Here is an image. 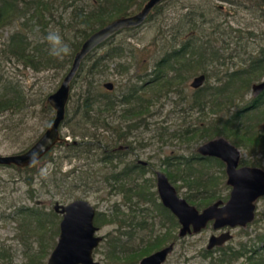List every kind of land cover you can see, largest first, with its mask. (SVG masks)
<instances>
[{
  "label": "rangeland",
  "instance_id": "1",
  "mask_svg": "<svg viewBox=\"0 0 264 264\" xmlns=\"http://www.w3.org/2000/svg\"><path fill=\"white\" fill-rule=\"evenodd\" d=\"M80 1L73 0L72 4L79 5ZM138 1L145 3L148 0ZM59 2V0H51L50 3L54 4L52 12L55 21H51L46 28L38 23V18L32 17V11H26L25 16L16 18L10 25L7 24L0 28V92L12 88L9 90L12 93L15 89H19L24 96V105L20 112L0 114V155H13L29 148L54 118V111L51 113L45 104L47 97L60 86L66 74L65 69L53 67L41 69L40 67L39 70H35L27 67L24 61L12 56L10 51L17 52L13 48L21 43L18 55L27 53V49L35 53L34 50L38 47L50 55L51 46L46 37L49 31L57 29L65 43L69 46L74 43L78 39V30L82 27L69 22L71 8L69 11L67 6L66 8L59 7ZM83 2L80 5L87 10L96 9V2L93 0H84ZM200 14L204 15L202 19L198 17ZM189 16L196 19L198 28L186 24ZM58 20L64 26H60L57 23ZM180 21L184 25L183 28L179 24ZM213 33H216V48L219 50L217 62L210 66L202 64V68L199 66L189 72H176L168 69L171 72L165 79H169L171 82L162 81L155 85L149 83L151 75L156 72L155 64L166 51H173L174 47L179 48L181 43L188 40H191L193 44H199L197 40L202 42ZM17 34L20 38L22 37L21 40L25 39L27 42L24 43L20 39L11 42L12 36ZM223 46L227 49L225 50ZM111 47L121 50L122 56L114 58L112 62H104L99 76L94 78H91L86 72V68L92 62H86L83 73L72 83L71 97L67 104L69 113L60 127V135L67 142H71L73 133L76 132L75 140L78 141L79 134H82L83 130L87 131L82 124H78L80 113L74 112L78 104L82 107L88 90L94 96L97 92H101L102 95L110 93L119 102L123 93L128 92L132 86H142L139 94L145 97L144 106L147 105V107L142 109L140 114L138 113L139 118L129 115L123 118L124 112L120 116L122 108L126 106L117 103V113L109 111L103 114L111 126L110 130L104 133L102 130L96 132L93 127L90 128V124H87L91 134H104L107 145H112L111 149L116 146L111 142L115 135L114 131L119 127L123 128L126 133L127 145L133 146L134 149H131L129 154L121 156L123 161L113 168L117 165V160L113 159L112 163H101L98 157L100 156L99 150L95 153L91 152L89 155L84 153L71 157L70 160L69 155L66 157L67 152L56 145L52 150L55 164L43 160L39 162L34 171V173L38 172L35 175V184L32 188L35 190L34 197L31 196V189L24 181L26 177L24 171L19 172L12 167L0 166V248L7 256L6 261L2 264H27L29 258H32L31 256H40L43 250H47L48 247L41 246L47 242L52 244L57 241L58 225L61 220V216L53 212V205L55 203L67 205L75 200H84L92 205L96 210L95 219L97 214H101L100 219H102L104 216L114 215L117 211L120 213L119 215L146 217L148 228L137 230L135 237L131 239L126 234H121L127 230L126 227L118 229L114 224L101 225L99 221H95V226L99 228L98 235L105 239L94 250V260L99 264H136L138 260H134L128 253L136 250L158 234L159 227L166 218L159 217L156 213L153 205L155 203L156 207L157 202L139 204L138 199L134 197L132 202L138 203V205H133L125 200L127 195L110 187V185L117 187L118 183H106L104 177L110 178L112 173L120 171L126 163L144 161L149 163L150 169L145 172L143 179L138 180L139 189L145 187L147 179L151 180L155 187L156 177L152 170L162 172L167 177L183 170L182 166L166 167L162 164L165 157L174 155L185 158L192 157L197 154L196 149L200 145L217 138L206 140L196 134L216 115H220L223 120H226L235 111L254 106L251 111H247L239 118L240 128H236L235 123L234 128L227 125L226 128L221 129L219 126L214 132L222 134L221 138L240 151L241 160L253 163L255 167L264 170L262 148L254 149L252 146L255 145L247 140L249 137L245 138L244 136V126L247 122L255 125L260 131L264 130V105H260L264 102L263 92L257 102H252V86L262 82L264 71L254 73L246 80L239 81L238 84H235L238 79L233 78L229 81V85L233 88L230 89L231 86H229L227 91L225 87V83H228L227 75L229 73L245 68L249 59L258 58L264 52L263 5L252 0H166L161 10L154 13L145 24L116 35L108 45L93 53L92 60L101 57ZM24 50L26 51L24 52ZM262 50L263 52H261ZM63 58L59 59L62 61ZM202 69L208 73V78L202 88L205 90L204 98L208 99L209 103L204 109L195 108L198 106L191 108L187 100H193L196 95L190 88V83L193 78L203 73ZM177 75L182 77V80H178ZM138 76L141 78L140 81L137 79ZM89 82L91 87H89ZM105 84H112V89L104 88ZM220 88L223 92L212 95L216 89ZM201 94L197 97H200ZM131 112H138V109L132 108L126 111L130 114ZM80 129L83 130L80 131ZM185 130H190L185 135V139L177 140L179 132ZM190 165L192 169V177L189 180L190 187L186 184V177L184 179L177 178L178 181L172 182L180 197L188 198L187 202L199 211L216 200L227 198L229 189L225 184V174L222 173L223 166L215 162L209 164L197 160L192 161ZM53 166L60 167V170L53 174ZM70 170H72L71 174H69ZM137 175L138 172L134 171L123 183L127 187H134L132 180ZM185 175L186 171L182 177ZM53 178H56L58 182L57 187V182ZM197 180L200 185H196ZM256 206V220L250 226L230 231L233 238L224 245L225 249L230 247L233 248V252H238L240 248H243L247 252L239 260H232L231 264H244V258L251 255L254 260H259L260 256L264 257V199L258 201ZM26 208L36 210L43 215L42 224L45 225V233L38 232L39 227L36 221H32V224L29 225L32 229L31 233L23 227L26 215L21 212ZM141 208L144 210L142 211ZM169 223L171 225L167 229L171 231V240L175 241L179 227L173 220H170ZM54 229L56 232L58 230L57 234H54ZM213 234L217 235L219 232H214L211 225H208L198 234L187 236L180 241L177 239L174 251L165 264H211V258L214 262L221 255V252L213 250L210 252V256L203 258L207 242ZM111 241H117L118 251L124 253L122 256H118L122 259L116 263H112L106 258L109 251L108 244ZM162 245L165 244L162 243ZM51 251L52 249L48 250V253ZM48 256L49 254L46 258L42 257V264L47 263ZM214 264L220 263L214 262Z\"/></svg>",
  "mask_w": 264,
  "mask_h": 264
},
{
  "label": "trees",
  "instance_id": "2",
  "mask_svg": "<svg viewBox=\"0 0 264 264\" xmlns=\"http://www.w3.org/2000/svg\"><path fill=\"white\" fill-rule=\"evenodd\" d=\"M59 1H60L59 7L64 6L63 0H59ZM83 1L84 0H81L79 2V5L72 4L69 22L73 23L76 26L82 27V29L78 30V35H77L78 39H76V41L70 45V49H71L70 54L64 56L62 61L59 58H56L52 55H49L48 52H44V51L40 50L39 47L34 50L35 53H32L27 49V51L24 50V52L25 51L27 52V53H25L26 55L23 53L18 55L17 52H19L18 49L20 48L21 43L19 45L15 46L16 48H13L17 52L10 51V54L12 56H15L17 59L24 61L25 65L27 67L32 68V69L39 70L40 67H41V69L47 68V67H53V68H58L61 70L65 69L66 74H67V72L69 71V69L71 67L74 55L79 51L82 43L91 34L96 32L97 30L103 28L105 25H107L108 23L112 22L115 19L122 18V17H128V16L136 14L137 12H139L142 9L144 4L146 3V2L144 3V1H141L139 3L138 0H93L94 2H96V6H95L96 9L95 10H87L86 8H84L83 6L80 5V3ZM252 1H255V2L264 6V3L259 1V0H252ZM50 2H51V0H50ZM50 2H49V0H0V28L2 26H7V24L10 25L14 19H16V18L19 19V18L25 16L24 13L26 11H32V10L35 11V12L34 11L32 12V14H31L32 17L38 18V23L40 25H42L43 28H46L51 21H55L54 17H53V12H52L53 8H54L53 7L54 4H52ZM163 3L156 6L152 10V12L149 14L147 20L150 19L154 13L161 10ZM19 6L21 8L18 9L17 7H19ZM198 17H200L202 19L204 17V15L200 14ZM147 20L143 24H145L147 22ZM57 23L60 26H64V24H61L59 22V20L57 21ZM179 24L182 28L184 27V25H182L181 21ZM186 24L187 25L189 24L191 26L198 28V23L193 16L187 17ZM72 27H74V26L72 25ZM134 29H136V28L124 29L122 31H130V30H134ZM122 31L118 32L116 35H118ZM215 35H216V33H213L211 36H207L206 39L202 42L200 40H197V42L199 44H197V43L193 44V42L191 40H188V41L181 43V46L179 48L174 47L173 51H166L164 53V56L155 64L156 66H155L154 70L156 72H154L151 75L152 77L149 80V83H153L155 85V84H158L159 82H162V81L171 82V80H169V79L167 80L165 78H167V75L173 70L176 72H185V71L189 72V71H192L193 68H196V67L198 68L199 66L201 67L202 64H204L205 66H210V65L214 64L215 62H217L219 59V57H218V51L219 50L216 48L217 38ZM17 36H18V34L12 36L11 42L18 41L16 39H20V41H22L24 43L27 42L25 39L21 40L22 37L20 38L19 36L18 37ZM115 36L111 37L106 42L99 45L90 54H88L86 56V58L82 61L81 65H80V68H79V70L75 76V79L83 73V69L86 68L85 67L86 62H92L86 68V72L89 76H91V78H94L96 76H99L100 72L102 71V67H103L104 62H106V61L112 62L114 58H119L122 56L123 52L121 50H116V48L111 47V48H108V50H106L101 57H99L98 59L92 60L93 53H95L96 50L101 49L105 45H108V43ZM35 47H37V46H35ZM223 47L225 50L227 49V47H225V46H223ZM261 52H263V50ZM191 61L194 63H192ZM248 62L249 63L247 64V66L245 68H240V69L235 70L232 73H229L227 75L229 78L228 83H225L226 84L225 87H226L227 91H228L229 86H231V85H229V83H230L229 81L231 79H233V78L238 79L237 82L235 83V84H238L239 81H242L244 79L246 80L247 78H249L250 75H254V73L264 71V52L261 53L258 58L249 59ZM168 69H170L171 71ZM202 70H203L202 75H205V77L208 78L207 71H205L204 69H202ZM179 75H177L176 78L178 80H182V77H180ZM75 79L73 80V82L75 81ZM137 79L140 81L141 80L140 76H138ZM185 81H186V78H185L184 82ZM72 83H71V85H72ZM145 85L146 84L144 83V86ZM89 87H91L90 82H89ZM141 88H142V86H139V87H137V86L133 87L132 86L128 92L123 93V97L121 98V100H119V102H117L116 99L110 93H104V95H102L101 92H97L94 96L93 93H91L88 90L86 92V97L83 100L82 107H80L78 104V106H77V108H75L76 110L74 112V113H80V116H79L80 122H78V124H82L86 128L87 131L80 129V131L83 130V132H82V134L81 133L79 134L80 139L78 141L75 140V137L77 136L76 132L73 133V139L71 142H66L64 140V138L61 136V139L63 140V142L57 144L59 146H56V147H59V148L62 147L63 150H65V152H67L66 157L69 155L68 157L70 160H71V157L80 156L84 153H87V155H89L91 152L95 153L97 150H99V152H100V156H98L99 161L104 164V163H112L111 161L113 159H115V160H117L116 161L117 165L114 166L113 168H116L123 161V159H121V156L127 155V152L116 150L115 152L111 153L109 151V149H111V146H102V145L107 144L106 137L104 136L103 133L105 131L110 130V127H111L110 124L107 122V117L103 116V114H104V112H109V111L117 113L116 105H117V103H121L122 106H126V107L122 108V110H121L122 112H121L120 116L124 112L125 115L123 116V118H125L128 115L131 117L134 116V117L139 118L138 115L140 114V111L147 107V105L144 106L145 101H146L145 97L140 96V94H139L140 93L139 90H141ZM232 88L233 87L231 86L230 89H232ZM10 89H12V88H10ZM10 89H6L3 92H0V114H3L5 112H9V113L20 112L23 105H24V96L22 95V91H20L19 89H15L12 93H10L9 92ZM192 90H194L196 96H194L193 100H191V101L187 100L190 107L194 108L195 106H198L195 108L204 109L209 103V100L208 99L206 100L204 98L205 97L204 96V91H205L204 88L201 87L199 89H192ZM220 92H223L222 88H220L219 90L216 89L215 92L212 93V95L218 94ZM199 94H201L200 97H197ZM260 95H259V97L253 98L252 102H254V103L257 102L260 99ZM223 96L225 97L224 94H223ZM70 97L71 96H69V99H70ZM68 102H69V100H68ZM45 105L47 106L46 108H48V110L51 113H53L54 110L49 106V104L46 103ZM260 105H264V102H263V104H260ZM253 107L254 106H252L251 108H249V107L241 108L240 110L235 111V113L231 114L226 120H223L222 116L216 115L213 119L210 120L211 122L209 121L210 122L209 124H207L206 126H203L201 129H199L196 132V134L201 139H206V140H209L213 137L220 138L222 136V134L215 133L214 131L216 128H218L219 126H221V129L224 127L226 128L227 125H229L230 128H234L235 123H236V128H240L239 118L243 116L242 114L247 113V111H251L253 109ZM132 108L138 109V112H131V114L126 113L127 110H130ZM68 113H69L68 106H66L65 119H67ZM218 114H220V113H218ZM212 123H214V124L212 125ZM78 124L76 123V125H78ZM87 124H90L91 125L90 128L93 127L96 130V132L98 130H102L103 133L91 134V132H89L90 129L87 127ZM80 128H81V126H80ZM129 130L130 129L128 127V131ZM232 130H234V129H232ZM244 130H245V132H244L245 138L249 137V138H247V140L252 145H255L252 147L254 149H256L257 147H261L263 152H264V130H262V131L258 130L257 127H255V125H251L250 122H247L245 124ZM189 131L190 130H185L184 132H179V134L177 135L178 136L177 140L185 139V135L187 133H189ZM114 133H115V135L111 141L113 144H115V145H117L118 143L127 144L126 133H124L123 128H121V127L117 128L114 131ZM116 147L118 148L119 146H115V148ZM128 147L130 148V150L134 149L133 146H128ZM52 150L50 152H48L39 162H41L43 160H47L49 163L55 164L54 158L52 157ZM105 150H108V151H105ZM194 160H197L198 162L209 163V164L212 162H215V163L219 164L220 166H223V164L219 160L206 158V157L204 158L199 154H195L194 156L189 157V158L178 157L175 155L174 156H167L164 158V161L162 164H164L168 168L169 167L173 168L172 165H174V167L182 166V168H183V170L178 171L175 175L168 176V179L171 182V184H172V182L175 183L176 181H178L177 178L184 179L186 177L187 178L186 179L187 186L188 187L191 186L190 185L191 182L189 181L190 177H192V175H191L192 169H191L190 163ZM39 162L36 164H32L30 166L24 167V168H17L14 166H5V167L15 168L19 172L24 171L26 173V177L24 178V181L27 184V186L31 189L30 194L32 197H34V193H35V190L32 189L33 185L35 184V175L38 174V172L34 173V171L36 170V167L38 166ZM249 164H250V166H255L253 163L249 162ZM57 170H60V167L53 166V174L56 173ZM134 171L138 172V175L132 180V182H134V185H133L134 187H132V186L127 187L123 182H126V180L129 179V177L131 176L132 173H134ZM185 171H186V175L184 177H182V175L185 174ZM145 172H146V168L136 164V162L135 163H129V164L126 163L120 171L112 173L109 176L110 178H107L105 176L104 180L106 183H109V184H111V182L118 183L117 187L111 186V185H110V187L113 188L114 190H118L123 195H127L125 200L129 201L133 205H138V203H142V202L149 201V200H150V202L153 201V203H154L157 201L156 200L157 194H156V191L153 190L154 186L152 185L151 180L150 181L148 179L145 180V182H146L145 187H142L143 189H139L140 184H138V180L142 179V177L145 176ZM71 173H72V170H70L69 174H71ZM169 173L171 174V171H169ZM222 173L224 175V171H222ZM66 177H67V175H66ZM53 179H54V181L57 182L56 178H53ZM196 185H200L198 180H197ZM57 186H58V182L56 184V187ZM134 197H136L138 199L137 204L132 202V199ZM186 200L189 201L188 198ZM154 205H155V203H154ZM156 209L158 211L157 214L166 216V218L168 217L175 222V218L160 203H157ZM21 213L26 215V220H24L25 224H23L24 225L23 227L26 230H28L31 233L32 229L30 228L29 225L32 224V221H36V223L38 224V227H39L38 232L39 233H41V232L45 233V231H44L45 225L42 224V218H43L42 214H40L38 211L32 210L30 208L24 209V211H22ZM119 214L120 213L117 211L114 215L107 216L105 218H102L101 220H99L100 215H98L97 221H99V223H103L105 225L106 224H114L117 226L118 229H120L123 226L126 227L127 230L121 234H126V236L130 239L135 237L137 230H144V229L148 228V225L146 222V220H147L146 217L145 218H138L137 216H133V215L128 216V215H123V214L119 215ZM58 230H57V232H58ZM131 231H134V232H131ZM57 232L54 229V234H57ZM170 235H171V231L168 232V234L165 236L164 235L158 236L157 237L158 239L157 238L150 239L149 241H147L145 243V245L143 247L138 249V251H136L134 253L131 251L130 253H128V255H132V258L134 260H137L138 258H142V257L150 254L153 250H155L158 247V245H162V243L165 244L166 238L170 237ZM117 241H111L108 244L109 251L107 252L106 258H108L112 263H116L117 261H121L122 258L118 257V256H122L124 254V253H121L118 251L119 247H118ZM55 244H56V242L54 241V242H52V244H49V242H47L44 246H41L43 248H47V247L48 248H47V250L46 249L43 250V252L40 256H31L32 258H29V261L27 264H42V261H41L42 257L46 258L47 255L49 254L48 250L53 249ZM116 253H118L119 255ZM204 253L205 254H204L203 258H206L210 254V252H207V251H204ZM246 253L247 252L243 248H240L239 252H227V251L223 252L222 251L220 258L216 259L217 262H215V261L214 262L220 263V264H223V263L230 264L232 262V260H236L240 256L246 255ZM125 254H127V253H125ZM125 256L127 257V255H125ZM6 259H7V256H5V254L3 253V250L0 248V264H2V262L6 261ZM212 261H213V259L211 258L210 263L214 264V262H212ZM244 264H264V257L260 256L259 260H254L253 257L249 256L247 258V261H245Z\"/></svg>",
  "mask_w": 264,
  "mask_h": 264
},
{
  "label": "water",
  "instance_id": "3",
  "mask_svg": "<svg viewBox=\"0 0 264 264\" xmlns=\"http://www.w3.org/2000/svg\"><path fill=\"white\" fill-rule=\"evenodd\" d=\"M165 0H148L142 9L134 15L113 20L103 28L91 34L74 55L71 67L63 78L58 89L47 97V104L54 110V118L42 135L27 150L3 156L0 155V166L24 168L38 163L57 144L63 142L60 127L65 119V109L70 96L71 83L80 68L82 61L95 48L124 29L138 28L147 20L152 10ZM264 3V0H259ZM205 75L192 79L190 87L199 89L205 83ZM112 84L104 88L112 89ZM264 92V78L261 83L252 86L254 98ZM66 141V140H65ZM67 142V141H66ZM120 147L117 150H122ZM197 154L206 158H215L225 165L226 184L232 188L229 200L213 203L199 212L194 206L180 198L174 186L162 172L156 173V190L164 208L168 209L178 220L181 229L180 237L197 234L214 221L213 228L236 226L245 227L254 219L255 201L264 197V170L257 167H238L240 151L224 138L210 140L196 149ZM53 211L62 216L59 223V236L51 251L47 264H99L92 256L93 250L100 244L101 237L95 236V209L87 201L75 200L67 205L55 203ZM230 239L229 234L211 237L207 249L220 246ZM169 246L146 258L140 264H162L171 253Z\"/></svg>",
  "mask_w": 264,
  "mask_h": 264
},
{
  "label": "flooded vegetation",
  "instance_id": "4",
  "mask_svg": "<svg viewBox=\"0 0 264 264\" xmlns=\"http://www.w3.org/2000/svg\"><path fill=\"white\" fill-rule=\"evenodd\" d=\"M72 2H73V0H71V1H68V0H63V5L64 6H62V7H64V8H66V6L68 7V10L70 11V8L72 7ZM34 10H32V12H33ZM35 12V11H34ZM69 15H70V12H69ZM264 78V77H263ZM262 94H264V92L262 93ZM253 97V96H252ZM258 97V96H257ZM254 98V97H253ZM102 146H112V145H107V144H105V145H102ZM116 146H119L118 148H120V147H122L123 149L122 150H117L118 148L116 147V148H113V149H109V151L111 152V153H113V152H115L116 150L117 151H126L127 152V154H129L130 153V148L128 147V145L127 144H122V143H118ZM130 146V145H129ZM105 151H108V150H105ZM205 158V157H204ZM240 158H241V154H240ZM211 159H215V158H211ZM218 160V159H217ZM220 161V160H219ZM221 162V161H220ZM222 164H223V167H224V174H225V178H226V173H225V165H224V163L223 162H221ZM136 164H138V165H140V166H143V167H145L146 168V171H149V169H150V165H149V163H147V162H144V161H136ZM238 167L240 168V167H255V166H250V164H249V162L247 163L246 161L244 162V160H239V165H238ZM258 168V167H257ZM159 172V171H158ZM152 173H154L155 174V177H156V173H157V171L156 172H154L153 170H152ZM167 177V176H166ZM168 178V177H167ZM142 179H143V177H142ZM156 179V178H155ZM169 180V179H168ZM226 180H227V178H226ZM155 182H156V180H155ZM170 182V181H169ZM171 183V182H170ZM225 184H226V182H225ZM226 186H227V184H226ZM228 187V189H229V193H228V196H227V198L225 199V200H216L215 202H213V203H216V202H218V201H222L223 202V204L224 203H226L228 200H229V198H230V195H231V190H232V188L230 187V186H227ZM155 188V191H156V194H157V190H156V186L154 187ZM153 188V189H154ZM175 188V187H174ZM177 191V190H176ZM178 193V192H177ZM178 196H179V194H178ZM180 197V196H179ZM180 198H182V197H180ZM182 199H184V200H186L185 198H182ZM261 199H264V197H261V198H259V199H257L256 201H255V211H254V219H253V221L251 222V223H248L245 227H241V226H236V227H234V228H231V227H221V228H219V229H214L213 228V223H214V221H212V222H209L208 224H207V226L208 225H211V228H212V230L214 231V232H219V234H217V235H215V234H213V235H211L210 236V238L211 237H220L221 235H223V234H229V236H230V239L228 240V241H226L225 243H223L222 245H220V246H215V247H213L211 250H208L207 249V245H208V243H209V240H210V238H209V240H208V242H207V245H206V251L207 252H212L213 250L215 251V250H217V252L219 253V252H221V254H222V251L224 252V251H227V252H233V248H230V247H228L227 249H225V247H224V245L226 244V243H228L229 241H231L232 240V238H233V236H232V234L230 233V231L231 230H235V229H244V228H246L247 226H250L255 220H256V212H257V206H256V204H257V202L258 201H260ZM157 201V203H160L161 204V202H160V200H159V197H158V194H157V199H156ZM187 201V200H186ZM142 203H150V200L149 201H145V202H142ZM151 203H153V201L151 202ZM188 204H190L189 202H187ZM212 203V204H213ZM140 204V203H139ZM162 205V204H161ZM190 205H192V204H190ZM211 205V204H210ZM163 206V205H162ZM193 206V205H192ZM209 206V205H208ZM208 206H206V207H208ZM153 207L156 209V207H155V205H153ZM205 207V208H206ZM196 208V207H195ZM205 208H203V209H205ZM139 209V208H138ZM166 209V208H165ZM197 209V208H196ZM202 209V210H203ZM141 210L143 211L144 210V208H141ZM166 210H168V209H166ZM198 210V209H197ZM201 210V211H202ZM169 211V210H168ZM199 211V210H198ZM201 211H199V212H201ZM54 212V211H53ZM170 212V211H169ZM55 213V212H54ZM156 213H158V211H157V209H156ZM56 215H58V216H61V215H59V214H57V213H55ZM170 214L172 215V213L170 212ZM95 215H96V210H95ZM98 215H100V217L102 216L101 214H97V216ZM97 216H96V219H95V216H94V226H95V221L97 220ZM158 216L160 217V216H162V217H165L166 218V216H163V215H159L158 214ZM173 216V215H172ZM105 217H107V216H104L103 218H105ZM174 217V216H173ZM61 218H62V216H61ZM168 218V217H167ZM166 218V220H165V222L164 223H162V225L159 227V232H158V234H156V235H154V237H152V238H150V239H155V238H157L158 236H162V235H167L168 234V232H170V230L169 229H167L168 228V226L169 225H171V223H169L170 222V218H168L167 219ZM175 218V217H174ZM100 219V218H99ZM101 220V219H100ZM61 221V220H60ZM101 222V221H100ZM175 222H176V224H177V226L179 227L178 228V233H177V238H176V240L178 239V241H180L181 239H183V238H185V237H187V236H190V235H195V234H187V235H185L184 237H180V235H179V233H180V229H181V226H180V224H179V222H178V220L175 218ZM60 223V222H59ZM101 225H104L103 223H101ZM207 226H206V228H207ZM96 227V226H95ZM97 228V232L95 233V236H97V237H101V242L103 241V239H105L104 237H102V236H99L98 235V232H99V228L98 227H96ZM58 229H59V225H58ZM204 230V229H203ZM198 234V233H197ZM58 236H59V234H58ZM58 239V238H57ZM149 239V240H150ZM158 239V238H157ZM148 240V241H149ZM176 240L175 241H172L171 240V237H168V238H166V242H165V245H158V247L155 249V250H153L150 254H148V255H146V256H144V257H142V258H138L137 260V262H136V264H140L141 263V261L144 259V258H146V257H148V256H150V255H152V254H154V253H156V252H158V251H161V250H163V249H165V248H167V247H169V246H173V249H172V251H171V253H169L167 256H166V259H165V261L162 263V264H165V262L167 261V259H168V257L173 253V251H174V248H175V246H176ZM57 242V241H56ZM101 242H100V244H101ZM147 242V241H146ZM145 242V243H146ZM145 243L142 245V246H140L139 248H137L136 250H133L132 252L134 253V252H136V251H138V249H140L141 247H143L144 245H145ZM99 244V245H100ZM56 245V244H55ZM98 245V246H99ZM97 246V247H98ZM55 247V246H54ZM96 247V248H97ZM243 247V246H242ZM95 248V249H96ZM54 249V248H53ZM52 249V250H53ZM94 249V250H95ZM94 250H93V252H94ZM239 252V251H238ZM51 253V252H50ZM50 253H49V255H50ZM92 256H93V253H92ZM220 256L221 255H219L216 259H218V258H220ZM49 257V256H48ZM126 257V256H125ZM242 257H244V255L243 256H240L238 259H236V260H239L240 258H242ZM249 257V256H248ZM247 257V258H248ZM251 257H252V255H251ZM247 258H244V262L245 261H247ZM94 259V258H93ZM216 259L214 260L215 262H217L216 261ZM95 261V260H94ZM96 262V261H95ZM47 264V263H46ZM231 264V263H230Z\"/></svg>",
  "mask_w": 264,
  "mask_h": 264
},
{
  "label": "clouds",
  "instance_id": "5",
  "mask_svg": "<svg viewBox=\"0 0 264 264\" xmlns=\"http://www.w3.org/2000/svg\"><path fill=\"white\" fill-rule=\"evenodd\" d=\"M48 43L50 44V55L62 59L64 56L70 54V46L65 43L59 30L49 31L46 37Z\"/></svg>",
  "mask_w": 264,
  "mask_h": 264
}]
</instances>
